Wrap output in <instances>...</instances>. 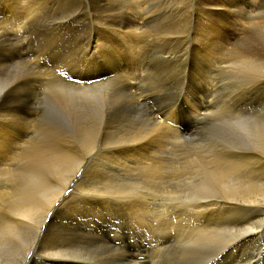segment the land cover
Returning a JSON list of instances; mask_svg holds the SVG:
<instances>
[{
  "label": "rangeland",
  "instance_id": "rangeland-1",
  "mask_svg": "<svg viewBox=\"0 0 264 264\" xmlns=\"http://www.w3.org/2000/svg\"><path fill=\"white\" fill-rule=\"evenodd\" d=\"M105 1L64 0L63 12L65 14L78 13L80 16L79 21L64 27V32L63 29H57V25L49 22L48 18L43 19L45 16L41 11L35 13L37 17L31 16V18L21 14V17L23 15L28 18L18 19V14H7L4 1H0V84L9 86L15 84L17 79L31 74L44 73L52 76L41 80L37 90L27 82L21 85L16 84L10 93L8 103L22 104L24 112L33 116L30 117L31 120L19 121L13 128L12 138L18 139L19 136H22L24 141H16L10 149L5 151L8 153L13 150L8 156L11 159L8 160L10 162L6 161L8 163L5 167L9 169L0 174V187L12 189L17 186V183L24 182L26 179L24 159L34 155L42 145H48L52 140H57L65 145L76 144L77 156L84 157L83 165L89 166L88 173L89 168L93 165L101 167L103 164L106 166L107 163H112V160L104 159L101 155L103 145L104 147L131 146L137 140L147 135H153V128L156 126L155 117L160 110H163V115L169 117L163 125L164 137L159 139L160 141L158 140L159 143L152 150L151 154L154 157L151 156L148 161V165L151 164V166L146 170L139 169L131 180L140 177L139 173L142 171V178L137 182L139 187L137 190L129 191L130 198L127 196V201L131 199L128 201L131 202V205L140 206L141 202L134 201L133 198L144 200L142 197L145 198L149 194L148 197L152 198L151 200H156V203L150 202L155 210L150 205L149 212H143L138 208L125 209L126 211L123 208L122 211L127 216L137 213L141 218L148 217L147 219L151 220L149 228L156 239L155 242L158 240L161 242L151 247L145 254L146 262L144 264H213L217 256L227 250L228 244L230 247L232 241L230 238L234 235L229 232V217L225 218V215L216 216V218L218 221L222 219L228 230L215 237H212L214 235L201 234L199 226L195 225L193 217H195L194 209L196 208L194 206L198 198L201 197V191L197 186L198 174L204 161L214 155L216 157L225 156L230 153V150L238 152V149H240L239 152L250 151V144H253L254 137L264 132V68L251 62L252 59L264 60L262 59V56L264 57V6L258 8V11H253L251 19H248V24L246 23L244 28L236 25L239 26L238 31L229 28L223 34L215 33L210 26L211 22L217 21L215 15L207 16V19L204 18L200 22L199 0H151L146 7H149L148 9L151 11L153 4L155 9L153 12H157L156 10L159 9L158 14L155 13L143 27L135 31V43L131 45L132 47H127L124 52L121 50L115 52L117 40L101 36L104 30V21L101 20L107 13L105 8L108 7V5L104 6ZM157 7L158 9H156ZM45 13L47 15L49 11H45ZM12 20L15 22L11 23ZM16 22L21 26H15ZM241 29L243 30L241 31ZM21 33L23 34L21 35ZM213 33L216 35L214 40L218 45H210L212 49H208V44H204L206 49L202 50L204 35ZM59 39L63 43L58 41ZM127 39L132 40L131 37ZM194 41L197 43H193ZM58 42L59 44H57ZM89 45L98 47L90 51V48L87 47ZM58 46L65 49L60 50ZM119 55L122 58V62L119 64L120 68L131 73L134 72L135 75L142 74L136 77L137 80L139 79L136 96L137 92L150 94L149 101L146 105H135V97L133 100L126 90L124 91L120 87L118 89V86L124 82L122 78L113 79L110 85L99 89L103 103L101 109L94 112L93 116L97 117V122L110 128L107 130L100 128V130L96 126L93 133V147H85L70 120L82 117L84 114L87 115V113L77 109L70 102L73 96H82V94L78 95L77 91L68 89V72L66 70L82 69L86 71L87 68L88 70L92 69L93 64L101 62L103 68L108 70L111 67L108 63H111V59L114 60ZM63 75L66 76L65 81L61 78ZM99 76L100 73L97 72L95 79H98ZM69 80L76 82V77ZM91 80L94 79L89 81ZM31 83L36 84L33 81ZM18 87L20 88L18 89ZM249 95L252 96L249 97ZM203 97L206 98L202 103L209 105L203 112L204 114L197 115L191 112L194 111L198 98ZM66 101L69 102L65 106ZM90 114L92 115V113ZM25 129L27 132L24 131ZM237 134H241L243 142H237L239 140ZM100 144L102 145L100 146ZM258 145H252L251 150L257 149ZM246 147L249 148L248 151ZM91 151H96L92 159L88 155ZM80 169L77 176L83 172V167ZM149 169L151 170L149 171ZM197 169H199L198 172ZM50 176L52 178H49V182L57 185L60 178L62 180L65 178L64 175L50 174ZM72 185L70 183L68 186ZM68 192L65 190L64 195H67ZM7 197L9 196L6 194L0 196L2 210L6 208L5 206H9ZM41 197L43 198L42 204H44L46 197ZM4 211L6 212V210ZM49 215L36 233L34 245L41 239L45 225L49 221ZM65 227H70V225L66 223ZM13 238L14 235L10 240ZM66 244L68 248L71 247L70 253L84 257L83 259L100 264H115L113 259L107 258L103 254L105 252L103 244V247L99 243L90 246ZM19 245L21 249L23 245L26 246L23 242ZM28 246L30 245L28 244ZM253 246H257V244H253ZM76 247L78 248L76 249ZM78 250L81 252L79 253ZM251 252L252 250L248 247L244 249L243 253ZM2 253L4 254V251ZM246 257L249 258V255ZM8 258H10V254H8Z\"/></svg>",
  "mask_w": 264,
  "mask_h": 264
},
{
  "label": "bare ground",
  "instance_id": "bare-ground-1",
  "mask_svg": "<svg viewBox=\"0 0 264 264\" xmlns=\"http://www.w3.org/2000/svg\"><path fill=\"white\" fill-rule=\"evenodd\" d=\"M3 1L6 11L8 12L7 14H18L20 16L17 15L18 19H23L25 16L37 17L35 13L41 11L42 15L45 16H43V19L48 18V21L50 20L49 22L57 25V29L66 28L70 23H75L80 19L78 13L65 14L63 12V4H65L64 0ZM149 1L151 0L105 1L106 3L104 6L108 5V7L105 8L107 13H105L104 18L101 16L103 18L101 21H104V30L102 33L103 35L101 36L107 39L115 38L117 40L116 47L115 49L113 48L115 52L116 50L124 52V49L127 47H132L131 45L135 43V31L143 27L148 20L158 12V7L156 8L158 9L156 10L157 12H153L155 11L153 4L151 5V11L148 9L149 7H146L147 3H150ZM263 6L264 0H199L198 2L200 22H202L204 18L207 19V16L215 15L217 21H214L213 23L211 22L210 26L213 28L211 29L215 33L223 34H225L229 28L238 31L239 26L245 27L248 19H251V14L255 12L254 10L258 11V8H262ZM45 11H49V13L46 15ZM21 14H24L25 16L22 15L21 17ZM157 16L156 18H158ZM28 17H25L24 19ZM192 17L194 18V16ZM13 22L15 21L12 20L11 23ZM17 24H15V26H21L20 23ZM236 25L239 26L237 27ZM22 26L24 25L22 24ZM242 30L243 29H241V31ZM22 34L23 33H21V35ZM195 35L197 36V33ZM129 37L132 38L131 41L127 39ZM215 38L216 35H214V33L204 35L203 45L201 44L202 50L206 49L204 44H208V49H212L210 45H218V43H215ZM58 41L62 40L59 39ZM193 43L197 42L194 41ZM57 44H59V42ZM224 46H221V48H224ZM66 47L69 48L68 46ZM87 47L88 49L90 48L91 51V49H96L98 46L89 45ZM62 48H60V50ZM52 50L55 49L53 48ZM262 59H264L263 56ZM121 62L122 58L119 55L114 60L111 59V63H108L111 65L108 70L103 68L102 62L96 65L91 64L92 69L88 70L87 68L86 71L82 69L66 70V72H68V89L70 91H77L78 95L82 94V96H73L72 99H70V102L77 107V109L79 108L87 113V115L84 114L82 117H76L75 119L70 120V123L74 125V129H76L77 135L81 138V143L85 145V147H93V133L96 126L102 130L110 128L103 123L100 124L97 122V117L93 116L94 112L101 109L103 103V97H101L102 94L100 95L99 89L110 85L113 82V79L122 78L124 82L121 86H118V89L122 88L124 91L126 90L129 95L133 97V100L136 99L134 101L136 102L135 105H146L149 101L150 94H139L137 92L136 96V91L139 86V79L137 80L136 77L141 76L142 74L135 75L133 74L134 72L131 73L126 69L120 68L119 64ZM251 62L254 65H259L260 68H264V60L260 61L252 59ZM97 72L100 73V76L98 79H95ZM50 77H52L50 74L44 73L36 75L31 74L17 79L15 84L9 86L8 84H0V174L6 171V169H9L5 166L10 162L8 160L11 159L8 156L13 150H10L8 153L5 151L10 149L16 141H24V137L19 135L18 139L15 137L12 138L11 135L14 126L19 121L31 120L30 117L33 116L24 112L22 104L16 102H13L12 104L8 103L12 89L16 87V84L21 85L22 83L26 84L29 82V84L37 90L40 81ZM75 77L76 82H71L69 80L70 78L75 79ZM61 78L64 81L66 80L65 75ZM92 78L94 80L89 81ZM32 81L36 84H32ZM19 88L20 87H18V89ZM16 95L19 96L18 94ZM250 96L252 95H249V97ZM205 98L206 97L198 98V103L196 102V107L194 111L191 112L197 115L204 114L203 112L206 111L207 106H209L206 105V103H202ZM68 102L66 101L65 106ZM250 106L252 107V105ZM162 111L160 110L155 117L156 120L154 119L156 126L153 128V135H147L137 140L131 146L116 145L112 147H104L103 145L100 153L104 159H111L112 163H107L106 166L102 164L101 167L93 165V167L91 166L89 168V173V166L83 165L84 157L77 156V145L72 142L70 145H65L57 142V140H52L48 145H42L34 155L25 158V181L17 183V186L12 189H10V187H0V196L2 194L9 196L7 197L9 206L7 205L5 206L6 208H4L6 212L2 210L0 205V264H100L70 253L71 247L68 248L66 243L82 244L84 246H90L94 243L97 245V243H99V245L101 244V247L105 245V247H103L105 249V252L103 253L105 254V257L113 259L115 264H144L146 262L145 254L148 253L151 247L156 246L161 242L159 240L158 242H155L156 239L153 237L152 230L149 228V221L151 220L147 219L148 217L141 218L139 214H130V212V215L127 216L122 210L123 208L124 210L138 208L143 212H149V207L152 206L151 203H156V200H151L152 198L150 199L148 197L149 194H147L145 198L140 196L144 200L132 197L134 201H139L141 204L140 206L134 204L131 205V202H128L131 199L127 201V196L130 198L129 191L134 189L137 190L139 187L137 182L142 178V171L139 173V175H141L140 177L133 181L131 180L138 173L139 169L146 170L147 167L151 166V164L148 165V161L151 159L152 150L159 143L158 140H161V138L164 137L163 135L165 134V131L163 125L167 122L169 117L163 115ZM90 113H92V115ZM26 129L24 131L27 132ZM237 136H239L237 142H243L241 134H237ZM256 144H259L258 148L251 150L252 145ZM101 145L102 144H100V146ZM234 145L237 146L235 143ZM250 145V151H248L249 148L246 147L248 152H239L240 149L237 150L238 152H235L229 149L230 153L225 156L219 154L220 157L214 155L210 157V159H206L202 167L200 166L202 169L199 174L197 173L199 182L196 181L198 182V185H196L199 187L202 194L200 193L201 197L198 198L194 206V208H196L194 209L195 217H193L196 222L195 225L197 224L199 226L201 234L208 236L214 235L212 237H215L221 234V232L228 230L225 223L222 222V219L221 221L219 220V222L216 218V216L225 215V218L226 216L227 218L229 217V232L234 235L230 238L232 240L230 247L228 244L230 242L229 239L227 250L225 251L224 249L225 252L219 254L213 264H264V132L255 136L253 144ZM80 146L83 147L82 145ZM129 151H132L133 153L131 152L132 154H130ZM95 153L96 151L88 153L91 157L90 159H92V156ZM81 167H83V172L81 175L77 176L78 170ZM150 170L151 169H149V171ZM198 170L199 169H197V172ZM50 174H55L56 176L64 175L65 181L60 178V180H58V185L51 184L49 182V178H52ZM70 183L73 185L68 186ZM65 190L69 191L67 195H64ZM41 196L46 197V202L44 204H42L43 198ZM153 210H155L154 207ZM48 214H50V217L48 223L45 225L44 233L41 239L34 245L33 241L35 235L39 231V228ZM143 214L146 215L145 213ZM66 223H68L70 227H65ZM13 235L14 238L10 240ZM18 241L19 243H25L26 246L23 245L21 249ZM28 244L30 246H28ZM253 244H257V246H253ZM248 247L252 252L249 254L243 253L244 249ZM77 248L78 247H76V249ZM2 251H4V254ZM80 252L81 251H79V253ZM8 254H10V258H8ZM27 254H30V256H27ZM246 255H249V258H247ZM1 259L4 260V262H2ZM6 260H8V262H6Z\"/></svg>",
  "mask_w": 264,
  "mask_h": 264
}]
</instances>
